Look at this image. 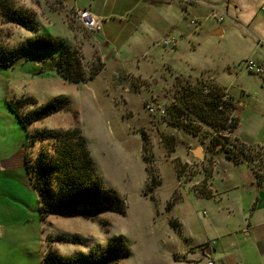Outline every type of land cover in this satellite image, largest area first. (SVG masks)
Instances as JSON below:
<instances>
[{
	"label": "rangeland",
	"instance_id": "374dc122",
	"mask_svg": "<svg viewBox=\"0 0 264 264\" xmlns=\"http://www.w3.org/2000/svg\"><path fill=\"white\" fill-rule=\"evenodd\" d=\"M100 1L9 0L26 20L33 17L38 29L2 21L0 52L16 51L29 38L51 36L73 47L85 72L99 63V56L102 69L86 83L65 81L53 69L45 68L40 74L23 57L14 73L20 83L27 82L19 84L18 90L37 102L28 99L19 112L25 115L54 96L65 97L68 104L63 109L29 124L32 161L53 162L54 140L46 134L78 127L95 174L105 188L123 196L125 213L103 210L86 216L78 207L44 215L40 207L46 201L31 185L24 165L26 130L0 104V264H45L51 249L64 256L99 254L118 236H123L129 249L119 264H207L203 243L216 237L211 216L225 226L226 219L215 210L219 205L225 216L229 211L218 196L217 201L196 199L189 180L198 175L200 163L185 148L197 146L195 155L202 157L201 148L210 152L212 143L225 138L215 135L221 128L214 122L208 125L209 117H201L191 99L199 88L201 93L209 75L215 76L210 84L216 92L227 89L252 103L263 99L264 74L249 72L245 62H261L264 57V0H155L150 19L132 32L120 34L112 25V60L107 65L92 46L93 30L76 14L77 9L91 11L92 4ZM193 19L196 25L190 22ZM171 35L177 45L164 47L162 41ZM60 50L34 56L50 59ZM6 72L11 85L12 73ZM190 85H197L193 94L184 90ZM153 98L174 105H169L164 117L151 116L146 103ZM220 159L225 160L223 152L215 157L217 163ZM179 194L183 199L175 202ZM189 217L198 224L189 223ZM242 234H233L241 250L227 243L221 250L222 261L213 256V264H243L240 254L249 245Z\"/></svg>",
	"mask_w": 264,
	"mask_h": 264
},
{
	"label": "trees",
	"instance_id": "16d2710c",
	"mask_svg": "<svg viewBox=\"0 0 264 264\" xmlns=\"http://www.w3.org/2000/svg\"><path fill=\"white\" fill-rule=\"evenodd\" d=\"M0 15L1 22L6 20L30 29H38V24L33 17L26 20L25 13L14 10L9 4V0H0ZM58 48L61 50L57 56L43 61V69L55 68L63 79L71 83H86L99 75L103 65L99 56L96 57L99 63H94L89 73L85 72L83 71L82 62L73 47L64 39L51 36L29 38L16 51L9 53L0 52V65L10 67L21 54L26 52L39 53L53 51ZM184 90L189 94H193L197 90V85L186 86ZM220 92L222 91L217 89V93ZM28 99L33 103L37 102L33 97H21L15 100H8V105L17 114L21 125L27 132L29 149V124L36 120L45 119L60 111L68 104V100L63 96H57L44 105L22 115L19 109ZM191 101L195 102L193 109L201 117H209V120L206 121L208 125L216 123L218 127L224 128L225 124L230 122V130L235 131L238 127L239 122L238 118L233 114L235 104L232 100L226 106L224 105V110L219 109L220 100L218 96L215 93L204 94L202 89L200 93L199 88ZM46 136L54 140L55 155L53 162L42 158H38L34 162L31 159L30 152L26 153L25 159V169L30 183L38 192L42 202L46 201L40 207L44 215L52 212L72 211L78 207H81V213L86 216L103 210L125 213L126 206L123 196L112 188H105L95 174L94 161L87 141L78 127L49 132ZM224 140H217L212 143L213 147L210 149L213 150L210 153L214 154L217 150L222 151L227 159L236 164L243 163V148L229 149L227 148L226 139ZM54 181L57 189L54 187ZM128 254L129 249L123 236H118L99 254L90 251L74 256H64L51 249L45 258V264H119V260L128 256Z\"/></svg>",
	"mask_w": 264,
	"mask_h": 264
},
{
	"label": "crops",
	"instance_id": "0c3cea01",
	"mask_svg": "<svg viewBox=\"0 0 264 264\" xmlns=\"http://www.w3.org/2000/svg\"><path fill=\"white\" fill-rule=\"evenodd\" d=\"M146 1L147 4L144 5L141 4V0H102L97 4H92L91 11L95 16L102 19L100 30L96 33H92V46L98 50L105 65H107L108 59L112 60V25L118 28L120 34L123 32L125 34L132 32L134 27L137 28L142 22L150 19L156 7L154 4L156 2L155 0ZM95 35L98 36L97 39L94 38ZM106 49H109V51L106 52ZM35 54L36 53L28 55L21 54L10 67L0 65V104L2 107H6L11 114H15L17 118L15 122H17L22 129L24 128L17 114L9 107L8 100L30 96L26 94V92L20 94L18 90L19 84L21 86L27 81H21L20 83L14 73L17 69V63L23 60V57H25V63L31 61V63L34 64L36 72H40V74L44 73L45 69L42 68V63L46 58L44 59V57H42L38 59L34 56ZM261 61L264 62V57ZM22 64H24V62ZM23 67H25V65H23ZM51 69L57 73L55 68ZM6 71L12 73L11 77L13 81L11 85H8L6 80ZM25 71L31 72L29 69H25ZM57 75L61 77L58 73ZM213 77L215 78V76ZM243 94L247 95V92L243 91ZM31 96L33 97V95ZM231 96L235 104L234 115L238 118L239 122L238 127L234 131L235 138L239 142L264 149V95L263 99L255 103L246 100L245 97H243V99H240L241 97L237 98L233 92ZM6 108H4V110ZM10 113L8 114L5 112L9 117L11 116ZM26 139L27 153L28 137H26ZM26 142L23 146L25 150ZM196 149L197 146L192 150H190V148H185L186 154H188L187 151H190L192 156L200 163L198 175L195 176L194 179L189 180L192 182V189L194 190L196 199L199 201H210V199L216 200L218 196L221 198V201L225 203L226 207H228L229 211V214L225 216L224 208L216 205L215 213L216 215L220 213L219 217H223L224 220L226 219L225 226L219 225L217 216H211V232L216 237L211 243H209L210 239H207L203 243L206 245L202 247V253L208 259L207 262L210 260L212 261L213 256L220 257L219 260L222 261L221 256L223 253H221V250L227 247V243L235 245L236 250L240 251L242 247L238 240H233L236 239L233 237V234L243 233L242 240L249 245L248 249L240 254L243 264H264V172L260 175L257 174L254 168L248 165L236 164L227 159L224 152L223 155L225 160L220 159L217 163L215 157L219 152H222L218 150L214 152L213 155L208 150V152H204L201 148L202 157H197L195 155ZM26 153L23 154L24 165ZM185 158L188 163H191L187 155ZM182 199V196L179 194L175 202H181ZM187 221L189 223L198 224L197 221H192L190 217ZM195 235H197V233H195ZM211 245H214V247L211 248Z\"/></svg>",
	"mask_w": 264,
	"mask_h": 264
},
{
	"label": "built area",
	"instance_id": "2783aa9c",
	"mask_svg": "<svg viewBox=\"0 0 264 264\" xmlns=\"http://www.w3.org/2000/svg\"><path fill=\"white\" fill-rule=\"evenodd\" d=\"M76 14L78 15L81 23L87 27L88 29L93 30L96 33L101 28L102 19L95 16L88 8L86 9H77ZM219 22L223 20L222 16H215ZM192 24L196 25V20L190 21ZM162 45L164 47H175L177 45V38L175 36H169L162 41ZM245 67L251 73L263 75L264 74V62H255V61H246ZM214 80L212 75L207 77V82L204 87H202V92L204 94L215 93L220 100L219 109L224 110V105L229 104L232 99L231 93L229 90H221L222 92L217 93L214 91V87L211 86V82ZM169 105H174V102H171ZM169 105L163 104L156 98L151 99L146 103V110L151 116H159L164 117L167 114V109ZM234 114V113H233ZM196 122L193 120L191 124H195ZM199 123V121L197 122ZM230 122L225 124L224 128H221V131L215 133L219 137H223L227 140V148L236 150L243 148L244 155L242 157L243 162H245L248 166L254 168L257 174H263L264 170V149L259 147L250 146L249 144L239 142L235 136L234 131L230 130ZM198 125V124H197ZM207 264H213V261H208ZM242 264V263H237Z\"/></svg>",
	"mask_w": 264,
	"mask_h": 264
},
{
	"label": "water",
	"instance_id": "95a60500",
	"mask_svg": "<svg viewBox=\"0 0 264 264\" xmlns=\"http://www.w3.org/2000/svg\"><path fill=\"white\" fill-rule=\"evenodd\" d=\"M198 153H199V151H198ZM200 154V153H199Z\"/></svg>",
	"mask_w": 264,
	"mask_h": 264
}]
</instances>
